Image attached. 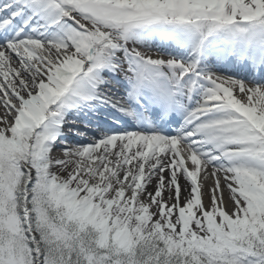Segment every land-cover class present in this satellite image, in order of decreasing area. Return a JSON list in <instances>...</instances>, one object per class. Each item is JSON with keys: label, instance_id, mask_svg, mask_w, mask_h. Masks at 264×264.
I'll return each mask as SVG.
<instances>
[{"label": "snow or ice", "instance_id": "6c2138e0", "mask_svg": "<svg viewBox=\"0 0 264 264\" xmlns=\"http://www.w3.org/2000/svg\"><path fill=\"white\" fill-rule=\"evenodd\" d=\"M0 109V264H264V0H0Z\"/></svg>", "mask_w": 264, "mask_h": 264}, {"label": "bare ground", "instance_id": "6f19581e", "mask_svg": "<svg viewBox=\"0 0 264 264\" xmlns=\"http://www.w3.org/2000/svg\"><path fill=\"white\" fill-rule=\"evenodd\" d=\"M0 112H2V109H0ZM56 155H58L57 153H55ZM149 190H151V189H149ZM205 201H207V198H206V200ZM207 203V202H206Z\"/></svg>", "mask_w": 264, "mask_h": 264}, {"label": "rangeland", "instance_id": "374dc122", "mask_svg": "<svg viewBox=\"0 0 264 264\" xmlns=\"http://www.w3.org/2000/svg\"><path fill=\"white\" fill-rule=\"evenodd\" d=\"M61 175H63V173H61ZM205 202H207V201H205Z\"/></svg>", "mask_w": 264, "mask_h": 264}]
</instances>
